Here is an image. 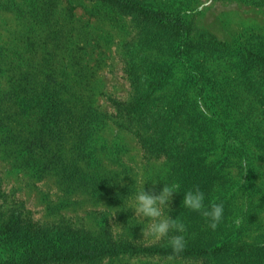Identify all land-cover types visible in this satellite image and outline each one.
I'll list each match as a JSON object with an SVG mask.
<instances>
[{
    "label": "rangeland",
    "instance_id": "obj_1",
    "mask_svg": "<svg viewBox=\"0 0 264 264\" xmlns=\"http://www.w3.org/2000/svg\"><path fill=\"white\" fill-rule=\"evenodd\" d=\"M129 1L176 24L0 0V264H264V0ZM149 171L181 185L179 253L112 215Z\"/></svg>",
    "mask_w": 264,
    "mask_h": 264
},
{
    "label": "clouds",
    "instance_id": "obj_2",
    "mask_svg": "<svg viewBox=\"0 0 264 264\" xmlns=\"http://www.w3.org/2000/svg\"><path fill=\"white\" fill-rule=\"evenodd\" d=\"M157 177L163 182L159 190L154 192L152 188L146 189L145 182L151 181L155 185ZM138 182V188L132 191L127 190V206L117 208L112 215L117 210H133L134 214L131 217H135L136 222L132 223L130 228L132 225H141L143 236L156 241H164L175 253L183 251L187 243L186 225L178 216L170 214L173 210L171 205L173 195L181 191V185L178 182L167 183L161 179V174L152 171L140 173ZM181 204L186 209L198 212L213 230L223 219V202L210 200L206 205L205 192L198 186L183 191ZM118 225L121 226V231L126 230L125 224Z\"/></svg>",
    "mask_w": 264,
    "mask_h": 264
},
{
    "label": "trees",
    "instance_id": "obj_3",
    "mask_svg": "<svg viewBox=\"0 0 264 264\" xmlns=\"http://www.w3.org/2000/svg\"><path fill=\"white\" fill-rule=\"evenodd\" d=\"M117 11L133 14L137 17H144L146 20H151L163 25L176 24V22L166 13L130 2L129 0H98ZM160 251V250H159ZM164 252H172L169 250H162Z\"/></svg>",
    "mask_w": 264,
    "mask_h": 264
}]
</instances>
